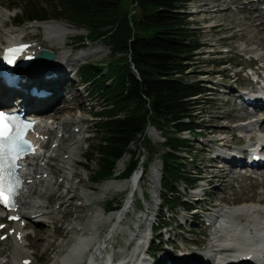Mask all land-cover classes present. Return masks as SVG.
<instances>
[{"label":"bare ground","instance_id":"6f19581e","mask_svg":"<svg viewBox=\"0 0 264 264\" xmlns=\"http://www.w3.org/2000/svg\"><path fill=\"white\" fill-rule=\"evenodd\" d=\"M227 5L228 2L224 0L221 1V5H218L217 9L209 10V13L214 14L209 19L213 18L217 23H221L225 19L229 22L228 25L232 23L236 24V30L240 33V39L246 44L256 39L253 43L254 45L239 44L238 49L240 53H238L237 48H230L228 50L237 51L240 56L242 54L251 55L253 59L250 60V64H259L260 66L256 70L264 68V49L258 48L264 46V12L261 11L260 5L255 0H231L230 5L226 7ZM197 7L203 8L204 5H198ZM241 7L245 8L239 9ZM194 9L195 15H200L199 12H204L205 10L201 9L200 11L195 7ZM240 10L244 12V15H240V21H246L250 25L248 30L245 28L246 31L242 30L238 23L228 21L227 17L223 15V13L230 12L229 15L234 16L239 14ZM202 16V19L210 23L205 28L208 31L211 30L213 28L211 26L213 25L212 21L205 18L207 15ZM10 20L6 11L0 7V29H2L0 33V51L5 45L15 42L29 43L22 41V30L11 28L9 23V28H7L6 22ZM11 22L13 23V20ZM66 24L69 25L63 21H46L40 22L38 26L33 25L34 27L27 28L28 30L41 29L43 32L42 43L46 45L38 46L39 40L36 44L29 43L28 54L36 57L44 49L52 52L54 54V64L52 63V68L50 69L59 75L57 79L50 80L47 83V87H49L52 95L44 100H36L33 104L35 107L36 104L43 106H41V115L32 117L36 121L34 131L30 134L31 140L34 143V151L20 162L19 173L23 178V187L19 192L14 208L5 216L15 215L20 217V220L5 226L6 232L2 233L0 231V236L7 234L4 240H0V247H3L7 242L10 243L9 248H0V264H25L26 260H30L29 264L35 263L32 255L28 253L31 249L29 238L41 241V245L45 251L52 249L54 256L49 264H110V254L108 255L107 253L108 256L106 257L105 253L109 247L112 248L114 246L115 241L113 239L116 234H113V231L115 228L118 229L123 216L127 214L130 206L129 198L136 192L138 187V182H136L138 176L136 175L123 182L115 178L113 180L109 179L111 181H105L100 187L101 193L128 192L124 205L113 211L106 218L101 217L102 212H104L103 209L100 212L95 207H91V209L87 208V214L79 220L70 223L66 218L64 219L67 220L65 222L58 220L59 223H62L59 229H61V234L64 237L59 243L52 244L54 240L52 241V236L50 232H46V229L54 230L53 224L57 214H59L58 211L62 212L65 217H68L77 208V204L75 205L73 202H80L85 198L78 189L80 182H74L77 180L74 179V176L77 175L74 172V165L75 169L84 165H82L78 157L82 155L81 145L84 141L82 134L85 131L86 119L84 117H72L66 113L74 118V125L69 128L71 118L60 115L64 110V107H61V103L65 102L63 101V92L66 91V88H64L63 84L66 85L67 82L71 81L75 82V77L70 70L71 67L96 53L90 51L71 56L69 49L66 50V48H70L71 50L72 47L67 42V47L65 46V39L72 33L69 32V27ZM259 35L261 37L258 39L257 36ZM247 38H249V41H246ZM217 44L214 43L212 45L216 46ZM35 60L36 58H34ZM32 67L35 66L32 65ZM38 71L35 68L24 70V78H27L26 82L28 83L32 80L29 77L30 73ZM235 75L237 76L239 73ZM222 84L224 85L222 87L223 90L212 87L213 91L216 92L215 95H217L216 100H220L224 108L230 106L235 109V113L240 111V114L245 115L246 119H242V116H237L236 113L235 121L225 123L222 127L227 128L228 126L233 132L217 133L218 136L214 135L213 138H209L211 141L207 139L202 144L201 148L205 151L210 152L213 148L211 145H218L221 148L227 149V154L210 161L211 165L204 166V170L201 172V175L203 174L201 176L203 179L201 188L190 195L196 199V205L200 203H205L206 205L210 192L218 189V185L227 186L230 185L231 179H237L234 175L236 174L237 167L233 165H243L240 153L245 152V149L242 148L239 152L238 149L231 145L232 143L227 134L238 132L243 135L246 141L252 142L253 145L264 143V100H261V93L258 92V88L254 89V92H256L254 95L258 98H256L252 109L249 110L247 107L239 106L232 99V96L239 94L235 88L224 83ZM1 90L2 87L0 86V94ZM15 95L13 94V96ZM33 105L29 104L27 107L31 108ZM23 107L26 108L25 104ZM52 109L56 111V114L53 112L55 114L53 117H49L50 114H45L53 111ZM217 119L219 121L222 120L220 116H217ZM214 127L212 128L209 125V127H206V130L212 129V134ZM148 131L151 133L153 129H148ZM233 149L238 151H232ZM231 162L233 165L229 166V164H232ZM152 174V180L155 182L158 180L157 174L155 172H152ZM211 174V178L214 180H209ZM117 175L118 172L115 176ZM203 195L207 197L205 200L202 198ZM52 197L57 199L58 203L56 204L58 206L51 205ZM257 201L260 202L259 200ZM86 205V202H81L78 206L81 208ZM248 205L251 206H246V203L233 206L218 205L214 201L206 205V210H212L213 208H216V210L208 217L207 221L211 224L206 222V224L203 223L202 225L203 231H208L206 237L209 240V245L207 250L201 254V259L208 263L201 262V264H258L260 260L264 264V260H262L264 256V206L260 204L256 206L252 204ZM195 208H198V206ZM108 221H111L112 224L109 226L107 234L100 235L97 233L102 224ZM27 227L33 228L31 236L28 235L30 232H27ZM163 238L171 241L167 232L163 233ZM141 240L137 237L134 243L133 240L129 242L133 243L132 250L118 252L117 264H164V257L169 258L168 260L172 264H179L177 260L182 256L190 257L188 260L186 259L185 263L199 264V255L195 251L186 249V244L184 243L179 244V246L169 244L167 248H163L159 252L158 258H152L148 261L149 258H141L145 248V245H140ZM195 244L197 247H201L203 243L199 244L195 242ZM179 252L181 255L177 257ZM246 258H250V261Z\"/></svg>","mask_w":264,"mask_h":264},{"label":"trees","instance_id":"16d2710c","mask_svg":"<svg viewBox=\"0 0 264 264\" xmlns=\"http://www.w3.org/2000/svg\"><path fill=\"white\" fill-rule=\"evenodd\" d=\"M50 1L54 17L33 7L15 19L17 25L32 19H64L87 32L86 38L78 37V41L102 42L116 58L105 67H80L81 80L91 84L92 96L101 101L96 113L98 142L88 155L98 166L90 172L91 180L98 184L111 179L125 155L129 160L120 178H128L140 167L143 153L139 150L143 147L151 156L160 155L163 205L172 210L177 205L187 207L175 197L176 186L196 180L185 171L188 159L182 152L188 146L181 135L184 131L200 132L194 113L196 100L204 91L198 80H185L201 48L186 13L190 0H128L126 5L123 0ZM147 126L162 135L157 152L145 138ZM118 206L111 201L106 208L116 210Z\"/></svg>","mask_w":264,"mask_h":264},{"label":"rangeland","instance_id":"374dc122","mask_svg":"<svg viewBox=\"0 0 264 264\" xmlns=\"http://www.w3.org/2000/svg\"><path fill=\"white\" fill-rule=\"evenodd\" d=\"M128 0H123L124 5L127 4ZM221 1L224 0H190V3L188 4L187 12L191 15L189 18V24L192 32L198 39L200 45L202 48H200L195 57V62L192 65V69L186 75L185 80L189 83L195 82L197 80H213L215 82H222L224 84L230 85L233 88L238 89H244V91H249V85H246L245 83V77L248 74V71H243L242 73H239L238 76H234V71H238L240 69L236 70H229L232 67H239V66H245L247 65L248 61L247 58H249V55L242 54L241 56L238 54L240 53L238 49V45H254V41L256 39H253V41H250L249 43H245L240 39V33L236 30V24L232 23L230 25L227 20L223 19L221 23H217L216 20L213 18H210V16L214 15L209 13V10H214L218 8V5H221ZM228 2V5H230L231 0H225ZM16 5L18 8L10 10L9 6ZM198 5H204L203 8H198ZM228 5L226 7H228ZM0 7H2V10L6 11V13L10 17V21L6 22L7 28L8 23L11 26V28H14L16 30H22L23 31V39L25 42L32 43L31 41H36L37 38H39L37 45L38 46H46L42 43L43 41V32L41 29H27L29 27L38 26L40 23H27L23 26L21 24H15L16 22L14 19L22 18L23 14L29 10L30 8H37L40 11H42V14L54 17L56 15V12L54 11V4L50 0H0ZM194 7L197 10L205 9L204 12H199L200 15L192 14ZM213 7V9H211ZM262 7V6H261ZM245 7H241L239 9H244ZM209 11V12H208ZM229 11V8H228ZM262 12H264V9H261ZM230 13V12H229ZM228 12L223 13L224 16L227 17L228 21H233L239 24L240 28L244 31L248 30L249 24L248 22H241L240 21V15H244V12L241 10L238 12L239 14H236L234 16L229 15ZM202 15H207L205 18H208L212 21L213 25H211L213 28L211 30H207L205 26L209 25V21L202 19ZM217 15V14H215ZM13 20V23L11 22ZM54 21V20H51ZM57 21V20H55ZM58 21L66 22L64 19H60ZM37 24V25H36ZM69 25V32L72 34L70 36H67L65 39V46L67 47V44L72 47L66 48V50L69 49V54L71 56L77 55V54H84L88 53L90 51L96 52L93 56L85 58L78 63H76L73 67L70 68L72 71V75H74L75 82H67L66 85H64V88H66V91L63 92V101L61 103V107H64V110L60 113L61 116H69L72 117H84L86 119L85 122V131L83 132L82 136L84 137V141L81 145V151L82 155H80L78 158L80 162L82 163L83 167H76L74 165V172L77 173V175L74 176L75 180L74 182H80V185L78 187L79 192L84 195V199L80 202H73L75 205L77 204V208L74 212L70 213L68 217H65L62 212L58 211L59 214H57L56 220L54 221V230H50L49 228L46 229V232H50V235L52 236L53 245L55 243H59L62 241L64 235L61 234L60 226L62 223H59L58 220L65 222L68 220V222L76 221L81 219L85 214H87V210L91 209V207H95L100 212L102 209L105 211L104 215L102 214V218L108 217L111 213L107 210V204L111 201L114 202V205H119L117 208L119 209L122 207V202L124 201L125 192H107V193H101L100 187L103 185L104 182L96 184L94 181L91 180L90 172H95L98 168L95 161H89V153L93 150V148L97 144V132L95 131L97 123L99 122V119L94 115V113H98L101 110V101L98 99V97H93L91 101L94 104V107L90 109V103H86L88 101L84 100L85 95L87 92H91V84L85 83L81 81V72L75 74L76 68H80L85 64H94L97 66H103L112 63L116 58L111 54V52L108 50L106 45L102 42L97 43H90V42H82L77 40L78 37H84L86 38L87 32L84 28L79 27L77 25L71 24L68 22ZM221 24V25H219ZM34 25V26H33ZM233 27V29H231ZM246 28V30H245ZM2 32V29H0V33ZM1 36V35H0ZM261 36H257L259 39ZM22 39V41H23ZM41 39V40H40ZM246 41H249V38L246 39ZM67 42V44H66ZM218 43L216 46H213L212 44ZM36 44V43H34ZM256 46V45H255ZM230 48H237V51H229ZM261 49H264V46L258 47ZM226 53H222L223 50H226ZM213 50V51H211ZM54 51V50H52ZM56 52V51H54ZM205 54V55H204ZM219 63V64H217ZM226 63L223 67L218 68L220 64ZM216 64V65H215ZM260 65L255 64L254 67L258 68ZM217 70L223 71L224 75L227 79L223 78L224 75L221 74L217 77H213L214 72H217ZM200 71H204L205 76L201 78H197L196 74ZM207 71H213V72H207ZM217 95L215 94H204L201 97H199L196 101L197 107L195 109V120L199 126V128H202V134L201 135H193L191 134H185L186 138V144L187 149L186 151L182 152V155L186 157L188 160L185 164V171L194 173L199 172L200 176L201 172L204 170V166L211 165L210 157L212 156L213 152H206L201 148L202 144L205 143V141L209 138H213L214 135L218 136L219 133L222 132H233L231 131V128L227 126V128H222L225 123H231L235 121L236 113L237 116H242V119H246L245 115H241L240 111L234 112L235 109L228 106L226 108L222 107V103L220 100H216ZM82 104V105H81ZM53 111H49L47 114H50L49 117H53L56 114L55 109H52ZM55 114H54V113ZM68 113L69 115H67ZM52 114V115H51ZM66 114V115H65ZM217 116H220L222 119L219 121L217 119ZM70 117V116H69ZM71 118V122L69 123V128L73 127V119ZM214 127L212 134L211 130H206V127ZM151 129V128H147ZM153 129V128H152ZM216 129V130H215ZM74 130H76L74 128ZM218 133V134H217ZM238 132L234 134H227L229 140L231 141V145L234 146V143L236 140H238ZM194 136V137H193ZM74 138V137H73ZM146 139L150 142L151 147L157 152L159 149H161L163 138L161 133L153 129L151 133L149 131H146ZM210 140V139H209ZM82 141V139H81ZM211 141V140H210ZM208 145V144H207ZM143 146H145V143H143ZM214 147L213 145H211ZM132 150L135 149L134 146L131 147ZM80 151V148H79ZM141 153H143V160L141 161L140 165L147 164L148 167L146 168V174L143 177V180L140 182V189L134 196V202L131 208H129L128 213L123 216V219L118 226V229L115 228L113 231V234H116L114 237L115 244L112 248L109 247L107 252L105 253V256L108 254L114 253V256H117L118 252L121 251H130L131 246L127 247L128 238L131 236H135L137 234H140L136 228V220H139L138 217L146 213V211L151 213V209H155L154 206L155 203H157L155 199L152 198V195H156L160 193V181L152 183V172H155L157 174V179H162V163L160 160V155H149L145 148H140L139 150ZM78 160V159H77ZM129 160V156L125 155L121 161L117 164L116 169L114 171V176L118 172L120 173L122 169L124 168V165L127 164ZM215 165V163H214ZM221 165V164H219ZM227 168V166H226ZM212 174L209 176V180H214L211 178ZM113 180V179H112ZM120 181L119 179H116ZM264 177H257V179H242L237 176V179H231L230 185L227 186H220L218 185V189L213 190L210 192L206 205L214 201V203H218V205H239L246 203V206H251L248 204H252L256 206L257 204L264 206ZM111 181V180H109ZM214 182V181H213ZM203 182H200L197 184V186L200 188ZM156 187V188H155ZM196 190H186V184L183 182L178 183L176 186V193L175 197L180 198L185 202H193L196 199L194 197H191V193L196 192ZM143 196V197H142ZM197 196V195H194ZM151 198V199H150ZM260 198V199H259ZM141 199V200H140ZM263 199V200H262ZM259 200L260 202H258ZM153 201V204H152ZM81 202H86L87 205L84 207L79 208L78 205H80ZM58 203L57 199L55 197H52L51 199V205H57ZM228 203V204H226ZM83 204V203H82ZM205 203H200L198 208L206 209ZM58 206V205H57ZM238 207V206H237ZM88 208V209H87ZM197 208V210H198ZM140 209L141 211H138ZM199 211V210H198ZM103 213V212H102ZM153 215H150V218H153L154 215H157V219L155 222L161 221L165 224V226H170L168 228L171 230L172 233L171 237L173 240L176 241L177 244L184 243L185 246L189 249H195L194 245L190 242V240H194L196 243H203V249H206V245L208 244V238L206 235H208V231H203V220L199 219V216H193L192 214H185L186 217L183 218L184 212L182 211L181 207H177L173 213L167 212L166 207H162L160 212H152ZM202 214V213H201ZM67 220H64V219ZM184 219H188V223L184 229H181L179 227L180 224L184 223ZM207 219V217H205ZM0 223H5L4 218L0 219ZM111 221L105 222L102 224V226L97 230V233L100 235H106L109 226L111 225ZM190 224V225H188ZM53 227V226H52ZM27 232H30L28 235H32L33 228L27 227ZM191 229L193 234L188 233L186 230ZM1 232H6V229H2ZM40 233V231H39ZM38 233V234H39ZM158 233V232H157ZM112 234V233H111ZM143 234L145 236L148 235V228L143 230ZM205 234V235H204ZM206 237V238H205ZM197 240V241H196ZM206 240V242H204ZM30 243V250L28 251L29 254L32 255L33 261L35 263L33 264H49L54 256V252L52 249H47L46 251L41 245V241L38 239L34 240V238H29ZM156 244L160 243L159 240H156ZM170 243H167L164 246L169 245ZM10 243H6L3 247H0L1 249L9 248ZM133 246V245H132ZM163 245L157 246V251H161ZM133 248V247H132ZM155 250V251H156ZM9 251V250H8ZM7 251V252H8ZM157 253V252H156Z\"/></svg>","mask_w":264,"mask_h":264},{"label":"snow or ice","instance_id":"6c2138e0","mask_svg":"<svg viewBox=\"0 0 264 264\" xmlns=\"http://www.w3.org/2000/svg\"><path fill=\"white\" fill-rule=\"evenodd\" d=\"M25 47L7 49L0 60L13 64L24 52ZM29 127V124H20L16 116L0 112V204L6 203L10 209L13 207L12 197L15 195V186L11 184L12 170L16 167L15 161L19 158L18 152L21 146L30 147L23 139ZM6 195L7 201H5Z\"/></svg>","mask_w":264,"mask_h":264}]
</instances>
